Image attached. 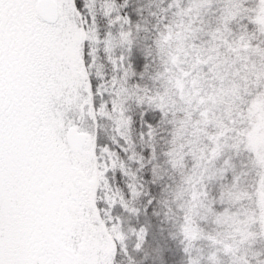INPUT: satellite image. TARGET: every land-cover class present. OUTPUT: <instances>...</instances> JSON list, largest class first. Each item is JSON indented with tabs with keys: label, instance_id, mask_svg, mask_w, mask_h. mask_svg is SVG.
Here are the masks:
<instances>
[{
	"label": "snow or ice",
	"instance_id": "obj_1",
	"mask_svg": "<svg viewBox=\"0 0 264 264\" xmlns=\"http://www.w3.org/2000/svg\"><path fill=\"white\" fill-rule=\"evenodd\" d=\"M0 264H264V0H0Z\"/></svg>",
	"mask_w": 264,
	"mask_h": 264
}]
</instances>
